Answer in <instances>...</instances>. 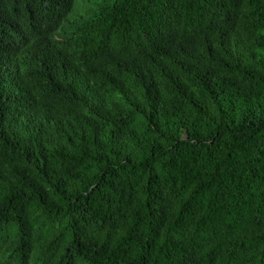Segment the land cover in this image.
Listing matches in <instances>:
<instances>
[{
	"label": "trees",
	"instance_id": "obj_1",
	"mask_svg": "<svg viewBox=\"0 0 264 264\" xmlns=\"http://www.w3.org/2000/svg\"><path fill=\"white\" fill-rule=\"evenodd\" d=\"M0 0V264H264V0Z\"/></svg>",
	"mask_w": 264,
	"mask_h": 264
},
{
	"label": "rangeland",
	"instance_id": "obj_2",
	"mask_svg": "<svg viewBox=\"0 0 264 264\" xmlns=\"http://www.w3.org/2000/svg\"><path fill=\"white\" fill-rule=\"evenodd\" d=\"M77 3H78V0H76V2H75L74 9L76 8Z\"/></svg>",
	"mask_w": 264,
	"mask_h": 264
}]
</instances>
